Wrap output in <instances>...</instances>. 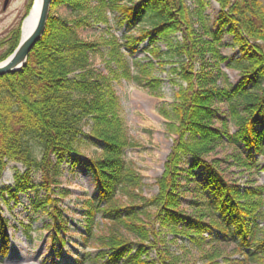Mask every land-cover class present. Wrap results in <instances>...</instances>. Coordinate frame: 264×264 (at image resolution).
Here are the masks:
<instances>
[{"label":"trees","instance_id":"obj_1","mask_svg":"<svg viewBox=\"0 0 264 264\" xmlns=\"http://www.w3.org/2000/svg\"><path fill=\"white\" fill-rule=\"evenodd\" d=\"M212 1L219 9L214 29L204 0H52L26 65L0 76V180L9 163L22 169H13L12 185H0V264L9 252L1 204H17L28 192L34 212L50 213L48 230L64 248L59 203L69 191H56L65 164L80 165L98 187L97 202L83 203L81 243L93 253L78 264H264V185L253 178L239 186L227 172L235 167L256 177L264 159V3ZM57 7L68 16L54 15ZM108 15L125 27L121 37L111 32ZM94 25L105 26L104 35L82 39L77 30ZM224 36L235 58L221 54ZM19 41L17 24L0 42V62ZM144 43L146 57L136 59ZM95 58L104 72L93 68ZM223 65L239 73L235 85ZM156 70L174 89L172 103L157 109L173 139L157 192L146 198L141 175L124 158L137 143L113 84L124 81L162 99ZM87 139L100 151L84 156ZM34 171L41 174L37 186ZM184 193L192 196L187 210ZM178 239L173 252L169 243Z\"/></svg>","mask_w":264,"mask_h":264},{"label":"rangeland","instance_id":"obj_2","mask_svg":"<svg viewBox=\"0 0 264 264\" xmlns=\"http://www.w3.org/2000/svg\"><path fill=\"white\" fill-rule=\"evenodd\" d=\"M264 3V0H261ZM4 0H0V42L5 39L7 33L17 24L22 26L23 21L28 16L32 7L33 0H8V4L3 10ZM206 9L205 15L211 28H215L216 19L219 12L218 6L212 0H204ZM53 14L60 17L68 16L65 7H57L52 10ZM111 32L118 37L126 33L125 27L117 25V19L114 15H108ZM105 26L94 25L89 28L77 30L80 37L88 41H97L105 33ZM223 46L220 51L228 59L235 58L237 51L230 47V38L224 36ZM143 45L137 47L135 54L136 59H144L146 54L143 52ZM0 48V53H1ZM92 66L95 70L103 71L104 68L100 59H93ZM168 69V68H166ZM222 70L227 75L229 82L235 85L240 75L237 71L228 69L225 65ZM154 76L163 81L161 88L162 99L153 98L124 81L114 83L113 87L120 99L122 107V117L128 127L129 136L137 143V147L128 149L124 153V158L132 162L137 172L142 177L141 192L146 198L156 194L155 180L160 176L163 163L172 145V136L165 133V121L157 114V109L162 104H171L173 101L174 89L168 84L167 75L156 70ZM87 129L84 130L87 133ZM101 146L86 141L82 149L84 156H89L96 151H100ZM189 164L188 159L182 162V168ZM258 175L251 177L243 174L235 167H231L228 177L243 186L247 181L254 178L257 186L264 185V159H258ZM17 168L22 171L21 167L14 163H9L3 172L0 180L1 186L12 185L13 169ZM41 183V174L38 171L32 172L31 184L37 186ZM65 189L69 194L62 199L59 207L62 211L63 218L67 222V233L61 235L65 246L60 251V245L53 241V233L48 230L51 224V215L46 213L34 212L32 202L35 196L32 192L20 196L18 203L8 205L1 204L2 216L8 221L7 234L9 238V252L4 260V264H78V258L85 252L93 253V246L84 249L81 243L83 234V203L88 199L98 200V187L92 175L84 170L80 165L71 168L69 164L62 167L60 178V190ZM43 197L40 193L38 198ZM181 205L183 210L188 209V203L192 196L188 193L182 195ZM99 223V219H96ZM172 240L167 237V241ZM181 240H174L169 243V247L176 252L180 246ZM59 252V256L55 254ZM153 257V253H150ZM237 259V256L235 257Z\"/></svg>","mask_w":264,"mask_h":264},{"label":"water","instance_id":"obj_3","mask_svg":"<svg viewBox=\"0 0 264 264\" xmlns=\"http://www.w3.org/2000/svg\"><path fill=\"white\" fill-rule=\"evenodd\" d=\"M52 0H40L38 6L37 20L32 31L26 36L22 35V26L20 29V42L12 54L0 63V76L10 75L19 72L25 65L28 55L33 46L39 41L44 33L46 23L50 13ZM8 0L3 2V10H5ZM32 10V7H31ZM30 10V12H31ZM29 12V14H30Z\"/></svg>","mask_w":264,"mask_h":264},{"label":"bare ground","instance_id":"obj_4","mask_svg":"<svg viewBox=\"0 0 264 264\" xmlns=\"http://www.w3.org/2000/svg\"><path fill=\"white\" fill-rule=\"evenodd\" d=\"M39 2L40 0H33L32 10L30 14L26 17L25 21L23 22V26H22L23 37H26L35 26L37 20V14H38Z\"/></svg>","mask_w":264,"mask_h":264}]
</instances>
